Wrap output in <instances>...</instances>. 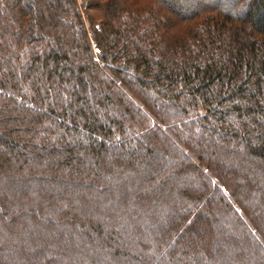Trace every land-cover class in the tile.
I'll return each instance as SVG.
<instances>
[{
  "label": "trees",
  "instance_id": "trees-1",
  "mask_svg": "<svg viewBox=\"0 0 264 264\" xmlns=\"http://www.w3.org/2000/svg\"><path fill=\"white\" fill-rule=\"evenodd\" d=\"M0 209V264H264V0H0Z\"/></svg>",
  "mask_w": 264,
  "mask_h": 264
},
{
  "label": "snow or ice",
  "instance_id": "snow-or-ice-1",
  "mask_svg": "<svg viewBox=\"0 0 264 264\" xmlns=\"http://www.w3.org/2000/svg\"><path fill=\"white\" fill-rule=\"evenodd\" d=\"M205 171H206V170H205ZM212 184H213V185H216V184H217V181L213 180V181H212ZM224 191H226V190H224ZM0 212H2V209H0ZM257 239H258V238H257ZM262 243H264V242H262Z\"/></svg>",
  "mask_w": 264,
  "mask_h": 264
}]
</instances>
